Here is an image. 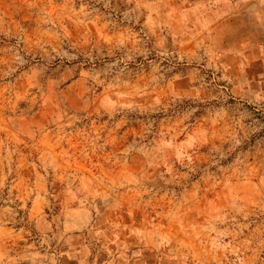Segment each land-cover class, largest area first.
<instances>
[{
	"label": "clouds",
	"instance_id": "1",
	"mask_svg": "<svg viewBox=\"0 0 264 264\" xmlns=\"http://www.w3.org/2000/svg\"><path fill=\"white\" fill-rule=\"evenodd\" d=\"M193 16L196 20L189 27ZM149 36L170 41L173 53L178 44L195 73L176 71L184 61L173 63L174 55L168 67L149 73L158 61H150L145 53L136 72L118 76L121 63L133 58L98 47L102 40H116L135 52L138 41ZM45 44L53 58L72 67L71 75L58 79L45 106L56 109L59 103L88 129L80 149L84 156L99 150L110 154L111 164L120 165L131 161L139 147L152 145L157 154L147 166L161 178H174L183 165L174 159L175 143L187 137L193 152L211 145L209 155L218 171L213 189L226 186V162L237 154H246L259 169L254 172L256 199L240 197L237 204L226 196L218 217L222 227L214 230L215 236L194 237L175 226L183 218L179 212L169 224L172 246L166 252L160 249L169 239L154 240L160 237L154 225L145 230L143 246L137 242L132 264H148L144 252L153 264H264V0H201L195 8L191 0H0V184L14 171L19 175L12 157L18 146L27 149L20 137L30 135L26 128L35 123L34 106L20 109L18 102L37 76L41 88L47 89L49 76L39 70L47 63L39 51ZM257 61L261 70L252 71ZM140 70L143 76L137 75ZM118 91L123 99L110 110L98 103ZM194 132L200 134L195 144L190 135ZM40 179L37 174V182ZM96 187L101 188L97 195L104 208L115 194L109 191L110 183ZM202 200L193 193L173 207L183 205L194 212ZM138 207L130 205L133 211ZM165 207L158 203L152 211L171 220V209L165 212ZM23 208L21 203L16 210L0 209V264H58L48 248L54 236L33 232L31 217L18 215Z\"/></svg>",
	"mask_w": 264,
	"mask_h": 264
},
{
	"label": "rangeland",
	"instance_id": "2",
	"mask_svg": "<svg viewBox=\"0 0 264 264\" xmlns=\"http://www.w3.org/2000/svg\"><path fill=\"white\" fill-rule=\"evenodd\" d=\"M199 2L201 0H191L193 8ZM195 20V16L191 17L189 27ZM108 34L111 35L110 32ZM97 35L102 36L103 33ZM104 40H107V36H104ZM101 46L112 54L122 52L123 56L133 58L127 63H121L117 70L118 76L126 71L136 72L145 53L150 61H158L148 69L149 73L168 67L172 55L176 57L173 63L181 59L184 61L183 66L177 65L176 71H187L189 75L195 73V68L189 64V58L181 56L178 44L173 53L170 41L162 43L149 36L138 41L135 52L129 50L130 45L120 44L116 40L109 44H104L102 40L98 47ZM48 49L47 44L39 49L47 61L39 69L49 76L47 89L41 88L37 76L25 99L18 102L20 109L34 106L36 115L31 120L35 123L26 128L30 135L20 137L28 146L27 149L18 146V152L12 157V167L18 170L19 175L14 171L3 177L0 184V209L16 210L17 205L23 203L24 208L18 210V215H23L25 220L31 217L29 223L32 231L41 232L48 237L54 236L48 248L51 258L58 261V264H132L135 259L133 252L139 250L137 242L143 246L146 229L151 230L155 225L160 237L153 239H169V224L182 212L183 218L175 226H183L184 231L194 237L202 233L215 236L214 230L222 227L218 217L222 215L226 196L229 201L235 199L237 204L242 202L240 197L256 199L254 189L258 185L254 172L259 173V169L247 159L246 154H237L226 162V186H216L213 189L211 186L215 185L218 171L209 155L211 145L207 149L200 146L198 151L193 152L185 143L187 137L175 143L174 159L183 161V165L174 178H161L147 166V162L157 154L152 145L138 146L137 155L128 163L120 165L111 164L110 154L107 152L97 150L93 154L89 151L84 156L80 149L88 129L79 125L72 118L73 114L66 113L59 103L56 109L45 106V98L55 93L58 79L66 78L72 73L68 62L53 58ZM161 57L164 59H159ZM258 65L259 61L252 71L261 70ZM144 74L143 70L137 72L139 76ZM117 99H123V94L119 91L102 96L98 103L110 110ZM29 120V116H24L25 122ZM190 135L195 144L200 134L194 132ZM226 135L227 133H222V137ZM200 138L203 139V136ZM37 174L41 177L39 182ZM14 183L17 184L16 187H12ZM98 183H110L109 191L115 194L104 202V208L100 207L101 196L97 195L101 192V188L96 187ZM205 188L210 190L205 192ZM193 193L197 198L203 197L194 212L191 209L185 210L183 205L179 209L173 207L182 199H191ZM20 197L24 199L21 200ZM158 203L167 205L165 212L171 209V220L160 219L152 211ZM132 204H137L138 209L131 210ZM121 207L125 208L124 212H120ZM9 226H12L11 221ZM184 242L187 243V240ZM172 243L169 239L168 243L160 245V249L166 252ZM57 252L66 255L57 256ZM143 255L149 257L148 264H153L149 253L144 252Z\"/></svg>",
	"mask_w": 264,
	"mask_h": 264
}]
</instances>
